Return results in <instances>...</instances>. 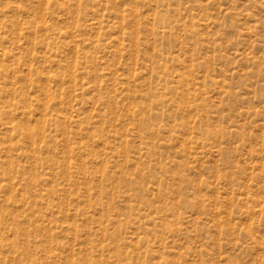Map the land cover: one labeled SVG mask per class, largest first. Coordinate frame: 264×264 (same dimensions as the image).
Here are the masks:
<instances>
[{
	"label": "rangeland",
	"instance_id": "374dc122",
	"mask_svg": "<svg viewBox=\"0 0 264 264\" xmlns=\"http://www.w3.org/2000/svg\"><path fill=\"white\" fill-rule=\"evenodd\" d=\"M0 264H264V0H0Z\"/></svg>",
	"mask_w": 264,
	"mask_h": 264
}]
</instances>
